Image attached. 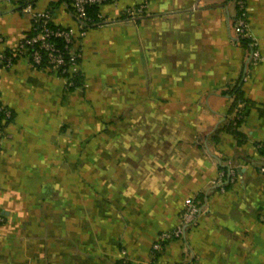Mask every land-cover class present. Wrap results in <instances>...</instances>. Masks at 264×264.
<instances>
[{
    "label": "crops",
    "instance_id": "1",
    "mask_svg": "<svg viewBox=\"0 0 264 264\" xmlns=\"http://www.w3.org/2000/svg\"><path fill=\"white\" fill-rule=\"evenodd\" d=\"M17 6L0 0L1 48L49 10L82 84L25 57L0 67V264H264V0L247 2V45L234 0H119L83 32L66 0ZM192 196L196 223L154 253Z\"/></svg>",
    "mask_w": 264,
    "mask_h": 264
},
{
    "label": "built area",
    "instance_id": "2",
    "mask_svg": "<svg viewBox=\"0 0 264 264\" xmlns=\"http://www.w3.org/2000/svg\"><path fill=\"white\" fill-rule=\"evenodd\" d=\"M69 9L74 18L80 25L81 32L86 28L85 22L90 21L87 14V9L91 6H97L98 8L104 4H117L119 0H68ZM236 12L232 19V31L236 38L240 41L243 38H249L248 33V0H234ZM144 3L140 4L137 8H130L127 10L129 14H135L136 12H142ZM33 6L31 3H27L22 7L25 12L32 11ZM98 18L103 19L98 11ZM51 13L49 10L35 13L32 15L31 30L35 31V34L31 37L23 35L14 49L13 56L25 57L29 61L30 65L37 68L42 62L43 55H45L46 66L42 69H48L54 72L56 75H60L66 80V84H72V76L74 74L81 73L80 63L76 61L80 54L73 48L74 37L70 29L59 26V28L52 30L49 25L52 24ZM54 24V23H53ZM55 25V24H54ZM57 26V25H56ZM61 37L65 44L69 45L66 50L69 54V59L66 60L64 52L55 46L49 38L50 36ZM4 42V38L0 35V66L8 67L12 65V57H6L4 50L1 48ZM37 44V47L32 51H28L30 45ZM249 60L252 63H257L263 60L260 56L255 41L249 42ZM237 118H240V110L237 111ZM11 115V111L0 102V147L2 140L7 136L4 131L5 119ZM264 147V146H263ZM264 171V167H261ZM231 174H233L231 170ZM201 213L200 203L195 196L189 198L182 209L180 216V223L172 230L160 232L154 243L152 244L153 252L160 251L162 246L167 242L178 239L184 233L185 229L196 223Z\"/></svg>",
    "mask_w": 264,
    "mask_h": 264
},
{
    "label": "trees",
    "instance_id": "3",
    "mask_svg": "<svg viewBox=\"0 0 264 264\" xmlns=\"http://www.w3.org/2000/svg\"><path fill=\"white\" fill-rule=\"evenodd\" d=\"M33 1L34 0H16V3H17V8L18 9H22V7L27 4V3H31L33 4ZM66 2L68 3L69 1L66 0ZM236 6V5H235ZM237 7V6H236ZM98 11H99V8L97 6H91L87 9V14L90 18V21L88 22H85V28H88V27H92V26H97V25H100L103 23V19H99L98 18ZM49 28L52 29V30H55L57 28H59V26L57 25H54L53 23L49 25ZM35 34V31L29 29V31H27L25 33V36L27 37H31ZM49 40L55 44V46H57L58 48H60L64 54H65V58L66 60L69 59V54L67 53V49L69 48V45L65 44V42L63 41V39L61 37H56V36H53L51 35ZM248 39L247 38H243L240 40V43H243V44H246L247 45V42ZM37 47V44H33V45H30L29 48H28V51H32L34 48ZM14 50H4V55L6 57H9L11 56L12 57V63H14V61L19 58L17 55L13 56L14 54ZM76 61L78 63H80V57H78L76 59ZM44 66H46V60H45V55H43V59H42V62L40 63V65H38V69H42ZM2 67V66H0ZM60 76V75H59ZM82 84V74L81 73H78V74H74L72 76V84H66V87L67 89H71V88H74V87H77V86H80ZM227 93L230 95V96H233V103H232V106H231V113L232 114V117L228 120V123L226 124V127L225 129L228 130L229 132L233 133L236 137L240 138V134L237 132L236 130V127L239 125L240 123V120L242 118V116L240 118H237V115H238V110H240V114L241 113V102H242V97H241V91H240V88H239V84H235L230 90L227 91ZM12 117V114L7 117L5 119V121H8L10 118ZM239 141V139H238Z\"/></svg>",
    "mask_w": 264,
    "mask_h": 264
}]
</instances>
